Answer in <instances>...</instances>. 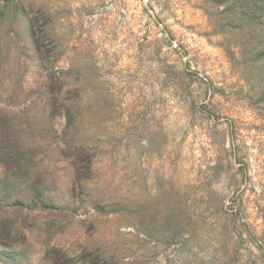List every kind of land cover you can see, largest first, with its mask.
<instances>
[{
    "label": "rangeland",
    "instance_id": "374dc122",
    "mask_svg": "<svg viewBox=\"0 0 264 264\" xmlns=\"http://www.w3.org/2000/svg\"><path fill=\"white\" fill-rule=\"evenodd\" d=\"M50 80L80 113L66 134L43 111ZM0 112L59 201L8 205L37 184L21 171L10 187L0 166V264H264L246 235L175 240L158 224L178 200L224 198L262 228L264 0H0ZM95 191L139 199L146 235L88 206Z\"/></svg>",
    "mask_w": 264,
    "mask_h": 264
},
{
    "label": "trees",
    "instance_id": "16d2710c",
    "mask_svg": "<svg viewBox=\"0 0 264 264\" xmlns=\"http://www.w3.org/2000/svg\"><path fill=\"white\" fill-rule=\"evenodd\" d=\"M34 46L36 50L39 51L37 44L35 45L34 43ZM52 82L53 81L50 80L48 85L45 86V102L43 104V111H47L50 115H52L56 113V110H59V113H62V116L65 118L64 134H66L67 132H71L75 129L79 121L80 113L75 100H71L69 98L63 99L62 107H57L54 104L56 92L52 87ZM71 86L72 85L68 84L66 85V88ZM61 87L63 88L64 85ZM34 150L36 149L34 148L33 143L29 141L26 142L22 139L20 133L14 129L9 118L0 112V166L4 170L3 173L6 175L5 177L7 179L11 178V180L8 179L6 181L10 182V187L14 186L16 179L21 178V171H23L24 180H35V183L37 184L29 203H23V201L18 199L17 196L13 197L14 199H10V197H8L11 202H6H8V205L12 203L15 206L21 207L19 209L27 207L30 210L35 208L43 211L58 208L59 201H56L54 195L50 194L51 190L49 189L47 183L46 174L41 167L40 162L36 159V155L33 153ZM72 165L75 166L76 162L74 161ZM12 169L16 170V172L12 171L9 173L8 171ZM68 191H70V189H68ZM92 194V202L87 203L88 206L94 208V210H100L106 213V215H124L131 220L133 224L132 226L138 234L143 233L146 235V233H144L145 229H142L143 215L139 199L136 198L131 200L128 197L126 198L124 195L115 194L106 197L104 194H100V192L97 193L96 191ZM210 194L213 195L212 192ZM257 195L260 196L261 192ZM178 196H180V193ZM68 198V202L70 204L75 202L73 198ZM257 201V208H259L260 201L259 199H257ZM1 202L2 201H0V211L5 207V203ZM184 203L178 200L175 204L170 206V209L165 208L162 213V218L158 222L159 226L163 228V230L166 226H169V228L171 227L172 233H170V235L173 239L178 240L181 235L186 233L194 236H201L203 233L208 231L221 236V234L224 235L223 230H225L227 232V236H231V239H240L245 235L248 236L253 241L255 248L260 252L259 254L264 258V223L261 224V229H258V226L248 228L246 223H241L242 218L240 205L237 207L235 203L226 204L227 201L225 202L223 198L221 199V203H219V205L217 204L213 207L212 212V209L209 210L208 206H206V208L199 207L197 209L198 205L187 204L186 206V201ZM209 221L211 223L208 225L207 222ZM10 229L12 230V227H10ZM167 229L168 228H166V230ZM164 232L166 233V231ZM229 243V240H225L223 245L228 247ZM235 243L236 242H234V244ZM0 245L5 244L1 242ZM222 259L225 261L220 264H230L229 258L227 259L226 255H223ZM240 261L242 260L240 259L239 262Z\"/></svg>",
    "mask_w": 264,
    "mask_h": 264
}]
</instances>
